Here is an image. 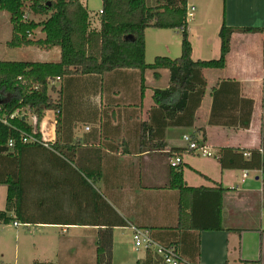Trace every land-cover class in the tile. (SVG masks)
Segmentation results:
<instances>
[{
  "label": "crops",
  "instance_id": "obj_1",
  "mask_svg": "<svg viewBox=\"0 0 264 264\" xmlns=\"http://www.w3.org/2000/svg\"><path fill=\"white\" fill-rule=\"evenodd\" d=\"M192 1L188 7L194 6ZM194 1L198 13L188 18V34L195 62L210 61L201 34L210 14L202 11H221L215 20L218 34L223 23L234 29L264 27V0ZM147 47L146 42L148 64ZM161 48L165 53L157 55L172 57L170 45ZM216 48L220 57V39ZM16 50L38 59L23 62L56 63L61 54L59 48ZM142 76L140 71L120 70L51 82L56 92L49 94L61 109L47 111L40 123L45 145L20 146L0 156V177L20 182L23 190L24 220L13 222L17 245L11 264H19L21 250L30 261L35 252L45 254V261L34 263L98 264L103 232H111L112 264H138L146 251L134 247L132 227L163 246L175 245L190 264H264V167L223 170L219 163L220 152L227 148L248 154L246 159L252 151L264 158V35H233L225 68L204 72L207 90L193 118L177 114L170 121L156 106L155 92L169 89L168 70L158 77L145 72L144 94ZM223 82L238 86L224 84L220 89ZM250 108V124L244 128ZM26 111L35 126V116ZM185 135L202 142L211 156L187 152ZM179 154L183 162L174 170L183 172L188 187L225 190L222 231L176 229L180 195L170 187V160ZM7 194L8 186L0 184V211L6 209ZM209 202L203 216L211 220L215 212ZM9 225L0 223L4 229ZM49 249L60 260L52 259ZM0 264L6 263L0 259Z\"/></svg>",
  "mask_w": 264,
  "mask_h": 264
},
{
  "label": "trees",
  "instance_id": "obj_2",
  "mask_svg": "<svg viewBox=\"0 0 264 264\" xmlns=\"http://www.w3.org/2000/svg\"><path fill=\"white\" fill-rule=\"evenodd\" d=\"M24 1L27 0H3L0 3V11L9 13L13 24L10 47H39L44 51L59 48L61 54L56 63L0 61V156L11 149L8 145L10 141H14L11 150L20 146H37L24 144L22 138L23 135H31L35 129L36 137L41 140L39 127L45 113L61 109L60 102L54 101L49 94L50 91L56 92V88L51 87V82L58 78L62 80L71 76L104 75L120 70L140 71L143 75L144 94L145 72L153 71L158 77L161 70H168L170 86L166 91L155 92L156 106L170 121L177 114L189 113L193 118L207 90L204 72L225 68L233 35H264V27L234 29L223 23L218 34L221 41L219 59L195 62L188 34V0H159L155 6H150L147 0H102V15L94 21L80 0H36L32 8L37 14L48 16L40 23L25 20ZM39 28L45 38L30 39ZM148 29L181 32V56L177 59L156 57L153 64H147L145 39ZM224 84L238 86L237 83L223 82L220 89H223ZM213 98L216 102L218 95L214 94ZM249 105L252 107V102ZM23 110H28L35 116V126L29 123L27 115L20 114L11 118L16 112L21 113ZM251 116L252 108L244 128L249 127ZM193 140L198 146H203L202 142L195 138ZM245 154L233 149H223L219 159L221 168L255 170L264 167V158L259 151L250 152L249 159L245 158ZM172 171L170 187L178 190L180 195L176 229L197 233L222 231L225 190L188 187L183 172L175 171L174 168ZM0 184L8 186L7 206L4 211H0V223L20 222L23 219V190L20 182L0 177ZM207 201L214 203L215 214L211 220L203 216L206 214L204 208L208 207ZM11 212L15 213L14 218L10 217ZM109 233L111 232L101 233L98 239V264H112L113 241ZM162 263V257L147 251L145 260L138 264Z\"/></svg>",
  "mask_w": 264,
  "mask_h": 264
},
{
  "label": "rangeland",
  "instance_id": "obj_3",
  "mask_svg": "<svg viewBox=\"0 0 264 264\" xmlns=\"http://www.w3.org/2000/svg\"><path fill=\"white\" fill-rule=\"evenodd\" d=\"M35 1L36 0L24 1L23 10L28 15L29 22L40 23V22L45 21L48 18V16L37 14L35 12L34 8H32V6L36 3ZM158 1L159 0H147L150 6H155ZM81 3L87 8L91 18H94L96 15H98L99 11H101L103 7L102 0H81ZM192 5L196 7V11L194 12V14L197 15L198 13L197 1L193 0ZM202 14L203 15L210 14L209 16L210 24L201 33L204 36L203 38L204 42L207 41L208 43L209 52L207 56L209 60H214L217 58L219 59L216 53V50H217L216 42L219 41V38H218V32H217V22L215 20L217 16L219 15L221 16V11H218V15L216 11L210 12V10L202 11ZM202 21H204V19ZM197 28L201 29V26L197 25ZM196 36L193 37V41H194L195 46L196 45L198 46L199 39H197ZM41 37H44V34L42 33L41 28H39L38 30L35 31V33L32 34V38L30 39L38 40ZM12 38H13V24H12L11 16L7 12L0 11V61H7V60L35 61V60H38V59H35V57H32L31 55H29L28 52H19V50H16V48L10 47ZM180 41H182L181 32H179L178 34H174V32H169V31L164 32V31H158L154 29H148L146 32V42L148 45L147 47L148 64L154 63V59L158 56L169 57V56L157 55V54L165 53L164 51H162V48H161L163 45H170L172 57H169V58L171 59L179 58L181 56V49L179 48L180 51H178L177 48L179 47L178 42ZM30 49H34L32 50V52L34 53L39 50L42 51V49H40L39 47H32ZM25 112L28 113L27 111ZM9 224L11 225L7 227L5 226L6 227L5 229L0 227V259L6 264H11V262H14L16 245H17L16 230L13 227V222ZM49 250H50L52 259L56 258L60 260V256H56L54 253L55 248L53 251L51 249ZM139 251L144 252L143 249H139ZM35 254L36 255L34 259L30 261L29 259H27V255H25V253L21 250L18 253L19 264H34L35 260H41V262L46 260V258H44L45 254L42 251H39L38 253L35 252Z\"/></svg>",
  "mask_w": 264,
  "mask_h": 264
},
{
  "label": "built area",
  "instance_id": "obj_4",
  "mask_svg": "<svg viewBox=\"0 0 264 264\" xmlns=\"http://www.w3.org/2000/svg\"><path fill=\"white\" fill-rule=\"evenodd\" d=\"M3 0H0V3ZM81 1V0H80ZM195 7H188L187 9V15L188 18H192L194 16ZM102 15V10L99 11L98 15H96L94 18H91L92 21L99 19V17ZM25 20H28V15L25 14ZM32 38V35L30 36ZM60 80L59 78L57 79ZM23 110L21 113L16 112L11 118H15L18 115H27V113ZM7 123V122H5ZM37 132L34 129L33 133L31 135H23L22 142L24 144H37V145H45V142L43 140H39L37 137ZM183 141L186 144L187 151L189 153L199 154L201 156H211V153H209L208 149L205 146H198L197 142H195L191 136L185 135L183 136ZM9 147L12 149L14 147V141L9 142ZM245 156H248V154H245ZM182 158L180 155H177L173 157L170 160V166L172 168H178L182 164ZM133 232V244L136 250L143 249L144 251H151L158 256L162 257L163 263L162 264H190L188 260L183 258L177 251L175 247H166L159 243H157L148 232L142 231L141 229L132 227Z\"/></svg>",
  "mask_w": 264,
  "mask_h": 264
}]
</instances>
